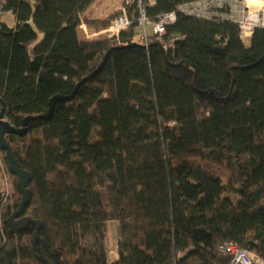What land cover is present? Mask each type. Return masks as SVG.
Here are the masks:
<instances>
[{
    "label": "trees",
    "instance_id": "1",
    "mask_svg": "<svg viewBox=\"0 0 264 264\" xmlns=\"http://www.w3.org/2000/svg\"><path fill=\"white\" fill-rule=\"evenodd\" d=\"M93 1L0 0L15 20L0 21V111L36 118L4 135L30 178L23 207L0 150V264H225L222 242L264 261V28L177 13L146 47L135 29L79 38L138 17L122 0L82 19ZM140 1L157 21L215 0Z\"/></svg>",
    "mask_w": 264,
    "mask_h": 264
},
{
    "label": "built area",
    "instance_id": "2",
    "mask_svg": "<svg viewBox=\"0 0 264 264\" xmlns=\"http://www.w3.org/2000/svg\"><path fill=\"white\" fill-rule=\"evenodd\" d=\"M152 2L153 0H148ZM138 3V17L132 19L128 17L124 12L121 15L111 19L109 27L101 31L105 33L107 37H118L120 33L127 32L135 29V36L139 41L143 42L144 46H147L148 37L150 34L161 38L166 33V27L175 22L177 13L192 15L199 18L207 19H224L230 20L237 24L240 32L244 37H250L256 28H264V7L257 11H249L248 13L240 15H230V17L213 16L210 10L214 7H218V0L215 1H201L196 3H190L181 5L176 11L162 15L157 21H150L146 14L145 9L140 0ZM217 3V4H215ZM219 7H222L221 5ZM147 27L150 28V34L147 32ZM82 30L87 39L93 38L95 34H88V30L85 25H82ZM1 198V195H0ZM219 251L229 256V261L225 264H264L259 260L256 255L252 254L248 250L241 249L237 244L232 242H222L219 245Z\"/></svg>",
    "mask_w": 264,
    "mask_h": 264
},
{
    "label": "rangeland",
    "instance_id": "3",
    "mask_svg": "<svg viewBox=\"0 0 264 264\" xmlns=\"http://www.w3.org/2000/svg\"><path fill=\"white\" fill-rule=\"evenodd\" d=\"M120 2H121V0H94L92 2V4L88 7L87 11L83 14L82 19L103 21L105 19L104 16L107 15V18H108V17H110L109 15L110 14L112 15L114 12H116V10L121 11L122 7L120 6V4H121ZM215 4H217V3H215ZM249 11L250 10H248L246 13H248ZM252 11H257V10H252ZM246 13H244V15ZM1 18H2V22H4V24H6L7 26H9V27L14 26L15 20H14V17L11 13H4V15ZM83 24L85 25V28L88 30V34H90V33L92 34L94 32L93 34H95V35L93 36V39L98 38L100 36H106L105 33H100L103 30L95 31V30H92L90 27H88L85 23H83ZM108 27H109V25L107 26V28ZM77 32H78L79 38L84 37L81 27H79L77 29ZM0 157H1V153H0ZM7 185H8L7 192L9 194H11L13 189H12L9 181H8ZM107 250H108L109 261L112 262L113 260L116 259V256H117V253H116V233H115V229H114L113 224L112 225L110 224V227L108 230ZM249 252H251V251H249ZM251 253L254 254L253 252H251Z\"/></svg>",
    "mask_w": 264,
    "mask_h": 264
},
{
    "label": "water",
    "instance_id": "4",
    "mask_svg": "<svg viewBox=\"0 0 264 264\" xmlns=\"http://www.w3.org/2000/svg\"><path fill=\"white\" fill-rule=\"evenodd\" d=\"M75 92L72 93L71 96L61 98L59 96H55L50 100L49 103V112L42 116L43 118H47L50 116V113L53 109V105L55 102L59 101H69L74 97ZM35 117H25L22 121V126L20 128H15L11 126L7 121L4 119V105H2V109L0 111V150H3L5 154V159L9 166V171L11 174L15 175L18 178L17 183V190L22 195V203L21 207L24 206V204L29 199V191L27 190V187L30 182V178L26 172H24L21 168H19V165L17 163V160L15 159L13 153L11 152L9 146L4 141V135L5 134H13L17 136H23L27 132L26 125L30 122L35 120ZM18 212H16L13 216H17Z\"/></svg>",
    "mask_w": 264,
    "mask_h": 264
},
{
    "label": "crops",
    "instance_id": "5",
    "mask_svg": "<svg viewBox=\"0 0 264 264\" xmlns=\"http://www.w3.org/2000/svg\"><path fill=\"white\" fill-rule=\"evenodd\" d=\"M4 2L5 0H1ZM122 4V0L120 2ZM120 4V5H121ZM219 6L222 7H214L210 10L211 15L222 16V17H230V15H240L246 13L248 10H258L264 6V0H218ZM4 13L0 15V21L2 22V16ZM4 23V22H3ZM83 23L79 26L82 29ZM147 32L150 34V28L147 27ZM83 33V30H82ZM83 38L87 37L83 33Z\"/></svg>",
    "mask_w": 264,
    "mask_h": 264
},
{
    "label": "bare ground",
    "instance_id": "6",
    "mask_svg": "<svg viewBox=\"0 0 264 264\" xmlns=\"http://www.w3.org/2000/svg\"><path fill=\"white\" fill-rule=\"evenodd\" d=\"M222 253V252H221ZM224 254V253H223ZM225 255H227V254H225ZM228 256V255H227ZM229 257V256H228ZM257 258H259L258 256H257ZM259 260H261V261H263L262 259H260L259 258ZM228 261H229V258H228ZM264 262V261H263ZM227 263V262H226Z\"/></svg>",
    "mask_w": 264,
    "mask_h": 264
}]
</instances>
